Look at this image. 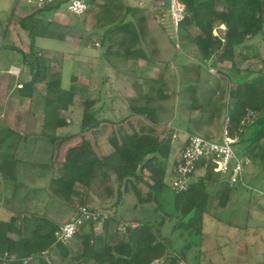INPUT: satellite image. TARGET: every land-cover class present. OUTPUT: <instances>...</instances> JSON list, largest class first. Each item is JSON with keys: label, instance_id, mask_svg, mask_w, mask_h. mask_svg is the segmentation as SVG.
Here are the masks:
<instances>
[{"label": "trees", "instance_id": "16d2710c", "mask_svg": "<svg viewBox=\"0 0 264 264\" xmlns=\"http://www.w3.org/2000/svg\"><path fill=\"white\" fill-rule=\"evenodd\" d=\"M70 1L54 0L53 3L21 19L20 26L28 31L30 37L29 52L0 43V53L11 50L16 55L13 59L14 63L29 69L27 78L18 84L15 96L20 99H33L38 88L44 87L45 95L43 97L41 95V99L44 103L45 123L40 135L47 138L54 145V149L56 147L59 149L74 139V135L57 137L53 133L68 126L60 112L70 110L75 104V99L80 95V90L74 84L75 77H71L70 86H64V75L62 72H53L49 60L42 56L37 42L40 37L55 41H61L62 37L54 34L47 35L45 28L41 26L38 28L34 24L39 21L36 18L37 14L58 12L65 5L67 8ZM179 1L185 5L184 18L178 24L181 38L185 40L184 33L190 27L197 30L198 34L189 35L188 40L198 47L205 62V64L203 62L200 64L205 66L206 72L209 71L210 66H216L214 57L219 54L221 61L230 62L234 71H240L239 63L236 61V50L244 46L249 38L262 36L264 0H223L225 7L222 11L216 9L217 0ZM100 8L101 14L109 11V7L105 5ZM130 8L129 6L126 9L124 6L119 7L122 12L121 17L111 18L106 24L92 25V32L99 34L103 46L106 45L111 33L130 34V40L126 37L117 44L119 50L124 49V58L148 61L149 58L142 48L136 49L134 45L132 46V41L138 34V24L143 18L140 17L137 22L134 21L138 12ZM216 26L226 28L224 37L214 35ZM119 50L112 55H122ZM110 54V51H106L104 57L107 58ZM200 67L198 65L197 70L200 71ZM247 76L251 78L242 80V84L236 88L237 92L230 95L234 99L232 100L234 110L230 113L229 135L236 140L235 145H245V153L252 156L254 151L261 146V142H264V74L257 75L255 72L247 71ZM227 81L230 83L228 76ZM198 82H200L199 79ZM156 84L159 86L156 97L140 96L139 99L141 98L145 103L139 106L131 104L129 118L122 121L99 119L97 115L99 109H96V105L101 102L102 97L96 100L87 98L83 103L81 141L69 148L68 153L60 161L62 168L58 170V175L51 176L48 186L28 188L29 193H26L22 200L24 203L30 193L33 197H39L46 189L52 193L54 199L71 205L75 215L79 214L81 208L107 215L102 222V234H96V224L88 221L79 229L76 238L68 244L56 245L54 233L61 225L55 224L43 215L16 211L15 201L22 183L17 182L15 178L18 161L15 159L14 149L18 148L22 142L21 139L26 141L29 137L22 138V135L15 132L13 128H1L0 126V175L2 179L0 205L2 203L3 206H7L13 216H17L15 220L13 218L9 221L0 220V264H25L30 257L40 256L54 249L68 264L74 262V264H154L166 258L167 251L172 250V239L164 238L162 230L168 221H173L179 215L181 217L178 219L176 228L185 229L191 236H203L204 216L210 214L213 200H218L220 206L226 207L233 190H237L241 185L230 186L225 178L213 172V164L204 160L197 163L196 171L192 174L189 187L185 192L176 194L171 190L169 179L171 178L170 168L173 164L172 130L165 127L160 136L152 135L157 129V114L160 107H154L151 103L168 98L163 88V75ZM131 101L136 102L137 98ZM191 109H195V106L192 105ZM251 113L256 114V118L248 123V116ZM132 117L142 118L155 128H152L150 133L138 130ZM103 121H108L105 125L106 129H110L108 144L111 152L106 155L97 149V143L92 139L97 129L104 123ZM188 131L189 134L195 135L191 128ZM89 134H92V137ZM261 148L264 150V144ZM56 153L52 156V165H54L53 157L58 155ZM199 170H204L203 177L197 175ZM113 182L117 184L115 191L112 188ZM9 187H12L11 196L6 194ZM81 187L86 191L78 189ZM93 189L99 192L103 190L101 192L110 198L115 192V202L103 207L90 208L88 200ZM166 191L174 195V209L167 210L164 205ZM74 197L78 198L79 203L76 205ZM124 200H127L129 205L119 212L118 208L122 207ZM150 204L157 205V209L163 212L164 217L169 220L160 218L155 223L141 221L138 218L131 221L126 220V216ZM172 257L170 256L169 264L184 262L180 254ZM29 264L48 263L39 258Z\"/></svg>", "mask_w": 264, "mask_h": 264}, {"label": "rangeland", "instance_id": "374dc122", "mask_svg": "<svg viewBox=\"0 0 264 264\" xmlns=\"http://www.w3.org/2000/svg\"><path fill=\"white\" fill-rule=\"evenodd\" d=\"M85 1L89 9L84 15L71 14L64 6L58 12L39 13V21L34 24L38 28L39 26L45 28L47 35L54 34L62 37L61 41H46L43 45L40 43L39 48L42 56L49 60L53 72H62L65 87L70 86L71 77L76 78L74 84L80 90V95L68 112H60L68 126L53 133L57 137L74 135V139L59 149L57 147L54 149V145L40 135L45 123L44 103L41 99L45 95L43 86L38 88L33 99H20L15 96V91H12L13 82L4 78L0 81L2 128L11 127L21 134L22 138L29 137L26 141L21 139L22 142L18 148L14 149L15 159L18 161L15 178L17 182L22 183L16 197L15 209L18 212L24 211L27 214L35 213L46 216L57 225H62L76 216L71 205L54 199L52 193L46 189L39 197H33L30 193L25 203L22 200L25 194L29 193L27 186L31 188L48 186L51 176L58 175L57 172L59 173L62 168L60 161L68 153L69 148L81 141L83 103L87 98L96 100L102 97L101 103L96 105V109H99L97 114L99 119L122 121L129 118L131 104L139 106L145 103L141 98L139 99L140 96L156 97L159 89L156 82L163 75V88L168 98L151 103L154 107H160L157 114V129L152 135L158 137L163 128L169 127V130H172V156L174 157L175 151L180 146L178 145L180 142L174 139V135L178 134V139L180 135H188L189 128L195 135L212 138L215 141L222 140L228 110H233L231 105L234 104L232 103L234 99L230 95L235 94L237 86L242 84L239 76H236L234 72L230 73V65L227 61L220 60V54L214 57L216 66H210L209 71L206 72L205 66L200 64V62L204 64L205 62L198 47L188 40L189 35H196L198 32L190 27L184 33L185 40H182L181 32L175 27L171 15L172 0H161L160 5L156 2L155 9H150L146 13H138L133 19L137 22L138 18H143L138 24V34L132 41V46L134 45L136 49L142 48L149 58L148 61L124 58V49L119 50L117 44L126 37L130 40V34L111 33L106 45L103 46L99 34L92 32V25L106 24L111 18L121 17L122 12L119 7L123 6L122 3L117 0ZM6 2L8 3L7 0H0V9H5L0 12V24L5 25L7 22H10V25L13 24L15 34L19 37L15 39L17 48L29 52L28 31L20 28L19 21L25 14H32L37 7L26 4L23 0L14 1L10 5ZM19 4L23 6L24 13L10 17L6 8H14ZM103 5L109 7V11L101 14L100 7ZM217 5L218 10L225 7L223 0H218ZM225 32V27L216 26L214 35L224 37ZM254 40L249 38L245 50L241 51L240 47L237 48L236 53L242 54V57L253 56L256 52ZM9 42L12 43V41ZM118 50L122 55H112ZM106 51L111 52L107 58L104 57ZM238 59L240 63L241 57L239 56ZM198 65L201 66L200 71L197 70ZM251 67L258 70L254 61L240 65L242 69ZM26 70V75H28L29 69ZM19 71L20 74L16 78H20L23 73ZM229 73L232 75L231 83L227 81ZM24 75L25 73L22 76ZM249 77L245 79L248 80ZM198 79L200 82L197 83ZM21 82H23L22 79ZM192 87L195 89H191ZM136 98V102L131 101ZM192 105L195 109H191ZM110 109L114 113L107 114ZM255 118L254 113L248 116L250 121H254ZM132 121H135L138 130L146 133H150L151 129L155 128L142 118L132 117ZM103 122L94 136L92 137V134L89 136L96 141L97 149L106 155L111 152L108 144L110 129L108 126L106 129L105 123L107 124L108 121ZM263 144L262 141L261 146ZM261 146L254 151L252 156H249L245 153V145H234L237 155L245 165V185L233 190L226 207L220 206L218 200H213L210 214L204 216L203 236H191L185 229L176 228L181 215L175 217L173 221H168L169 218H165L164 213L160 212L155 204L145 205L126 216L128 221L134 218L152 223L160 218L168 221L163 227L162 236L172 239L173 251H167L166 258L154 264H169L170 256L175 257L178 254L183 256L185 264H264V195H262L264 194V156L262 157L264 150ZM54 153L58 155L53 157L54 165H52L51 160ZM197 175L203 177L204 170H199ZM0 183L2 184L1 175ZM112 188L114 191L117 188L115 182L112 183ZM78 189L86 191L82 187ZM101 191L93 189L90 192L88 200L90 208L103 207L115 202V192L110 198ZM11 193L12 187H9L6 194L11 196ZM73 200L75 205L79 203L77 197ZM164 200L167 210L174 209L173 194L166 191ZM128 205L127 200H124L118 211L122 212ZM16 217L13 216L11 219L15 220ZM95 232L102 234V223L95 225ZM53 255L58 264H68L56 249Z\"/></svg>", "mask_w": 264, "mask_h": 264}, {"label": "built area", "instance_id": "2783aa9c", "mask_svg": "<svg viewBox=\"0 0 264 264\" xmlns=\"http://www.w3.org/2000/svg\"><path fill=\"white\" fill-rule=\"evenodd\" d=\"M26 4L33 5L37 9L43 8L45 5L53 3L54 0H23ZM71 14L78 16L84 15L89 5L85 0H71L67 6ZM185 14V5L179 0H172L171 2V15L174 20L175 27L178 29V24L183 20ZM14 76H19L20 71L17 68L10 70ZM228 107L230 105L228 103ZM231 111L228 110L226 117V125L224 128L223 138L221 141H215L212 138H206L200 135L178 134L174 135L177 139L178 150L175 151L173 157V164L170 168V183L171 190L178 194L185 192L190 184L192 174L196 171L198 162L206 161L213 164V172L225 178L230 186H244V162L237 155L234 145L236 140L230 137V121ZM253 114V113H252ZM251 123L250 119L247 120ZM183 137L182 139H180ZM175 147V146H174ZM264 195V194H262ZM107 218L105 213L90 212L86 208H81L79 214L74 216L70 221L62 224L54 233L56 238V245L59 243L68 244L73 241L79 229L88 221L95 224L102 223ZM38 258L44 259L48 264H57L51 258V251H46L40 256L30 257L25 261V264L37 260ZM179 264H185L181 262Z\"/></svg>", "mask_w": 264, "mask_h": 264}, {"label": "crops", "instance_id": "0c3cea01", "mask_svg": "<svg viewBox=\"0 0 264 264\" xmlns=\"http://www.w3.org/2000/svg\"><path fill=\"white\" fill-rule=\"evenodd\" d=\"M7 1H8V3L7 2L6 3L10 5L12 2L17 1V0H12V1L7 0ZM117 1L122 3V5L124 6L125 9L129 6V7L132 8V9L130 8L131 10L135 9V12H138V13H141V12L146 13L150 9H155L156 2L159 3V5H160V3H162V2H160L161 0H117ZM23 4H25V3H23ZM22 7L23 6H21V4H19V6L16 5L14 8H6V9H7V11H9L10 17H14V15L16 16L18 14H23L24 13V10H23ZM3 10H5V9L1 8L0 12H2ZM131 10H130V12H131ZM222 10H224V9H222ZM222 10H220V11H222ZM29 15L30 14L27 13L21 19H23V18H25V17H27ZM36 18L37 19L40 18L39 14H37ZM20 21H19V23H20ZM20 28H21V26H20ZM28 35H29V33H28ZM28 38L30 40V37H28ZM15 39H19V37H18L17 34H15L14 25L13 24L10 25V22L9 23L7 22L5 25L0 24V43L5 44L7 46L18 47L17 44L15 43L16 42ZM254 39H255L254 40V42H255L254 44L256 45V52H255V54L253 56H251V57H249V56L242 57L241 56L242 54H238L237 53V59H236L237 62L239 61L238 57L239 56L241 57L240 63L238 62L239 63L238 69L240 71H234V69L232 67V64L230 62H227V64L230 65V68H229L230 69V73L234 72L236 74V76H239V80L240 81L245 80L246 77H249V76H247V71H250V70H251V72L253 71V72L257 73V75H260L262 73L264 74V31H263L262 36H258V37L254 38ZM5 40H7V42H5ZM9 41H12L13 44L10 43ZM46 41L51 42V39L50 38H44V37L38 38L37 42H38L39 47H41L40 43L43 45ZM29 45H30V43H29ZM245 46H246V44L241 47V49H242L241 51H243ZM23 51L27 52V50H24V49H23ZM13 59H14V54H13V52L11 50L3 51V52L0 53V81L4 78V79H9V81L13 82L11 87H12V91L14 92V91H16L18 89V84L21 83V79L24 81V79L27 78V75H26L27 74V70H26L27 67L14 63ZM250 61H254L255 67H257L258 70H254L252 67L249 68V69L240 68L241 64L243 65V64L248 63ZM12 68H17V69L21 70V73L23 71V73H25L26 76L25 75L22 76L23 75V73H22L20 78H18V77L16 78V76L12 75L11 72H10V70ZM230 73L227 74V76L230 79V83H231L232 75H230ZM231 107L234 110V106L231 105ZM112 113H114L112 109L107 111V114H112ZM0 126L2 128V122H0ZM39 180H41L40 177H39ZM29 187L30 186H27V189ZM35 188H37V187H35ZM12 215L13 214L7 208V206H3L2 203H1V205H0V220L9 221L11 219V217H13ZM204 225H205V222H204ZM53 253H55V249L51 251V258L55 261L56 257H54ZM89 264H94V263H89Z\"/></svg>", "mask_w": 264, "mask_h": 264}]
</instances>
